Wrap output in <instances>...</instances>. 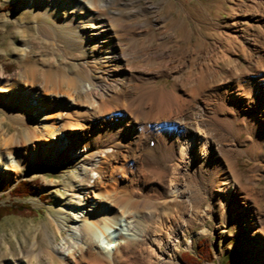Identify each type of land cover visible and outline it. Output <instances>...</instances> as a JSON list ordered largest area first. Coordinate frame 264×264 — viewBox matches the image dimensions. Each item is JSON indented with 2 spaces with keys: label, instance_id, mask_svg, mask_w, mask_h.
I'll return each instance as SVG.
<instances>
[{
  "label": "bare ground",
  "instance_id": "6f19581e",
  "mask_svg": "<svg viewBox=\"0 0 264 264\" xmlns=\"http://www.w3.org/2000/svg\"><path fill=\"white\" fill-rule=\"evenodd\" d=\"M61 1L26 3L48 18L57 17L64 6L67 18L83 25L81 45L92 47V64L99 72L94 83L84 66V83H76L77 91L72 84L84 103L63 99L74 112L56 115L63 134L49 152L55 157L63 150L59 144L70 149L89 174L82 198L75 196L78 215L67 238L44 255L50 264H127L128 259L133 264H171L178 243L186 238L185 247H192L193 235L203 234L193 232L195 225L205 224L213 213L236 231L245 224L247 261H264V187L259 188L264 177V0H234L225 9L223 26L215 28L218 38L174 50L168 45L188 44L197 36V26L205 30L199 23L207 10L204 3L160 0L154 6L152 0H112L120 8L111 11L101 0ZM219 3L216 19L224 10ZM164 6L167 14L159 18ZM177 8L184 15L180 19L172 14ZM151 10L157 17H148ZM163 56L166 62H152ZM158 78L172 79L170 89L155 85ZM206 92L210 97L201 99ZM165 99L169 108L163 111ZM79 119L87 122L86 129L76 126ZM156 128L163 130L165 145L149 153L147 148L159 146L156 138L147 139ZM102 132L125 144L123 149L93 144ZM249 153L253 164L241 168L238 160ZM107 155L120 157V167L133 161L138 165L132 194L99 187L96 173L110 167L103 160ZM14 158L11 151L0 155L5 162ZM207 199L212 201L202 208ZM25 259L26 264L40 261L37 253Z\"/></svg>",
  "mask_w": 264,
  "mask_h": 264
},
{
  "label": "rangeland",
  "instance_id": "374dc122",
  "mask_svg": "<svg viewBox=\"0 0 264 264\" xmlns=\"http://www.w3.org/2000/svg\"><path fill=\"white\" fill-rule=\"evenodd\" d=\"M159 1L152 0V3L157 6ZM169 1L174 2L175 0ZM233 1H220L224 10L220 12L219 19L214 17L215 5L219 1H186L188 6L197 3L205 4L207 10L202 18H199V23L205 25V30L197 26V36L191 37L188 44L178 41L176 45L169 44L168 47L171 50L180 46L193 48L196 43L203 44L213 37L218 38L215 28L223 26L227 20L225 9H229ZM248 1L245 0L246 4ZM26 2L27 0H0V155L11 151L15 157L13 162L0 160V181L7 187L6 190L0 191V206L26 204L32 211L10 213L0 219V264H11L12 262L26 264L25 257H35L36 253L40 258L39 264H50L49 259L44 255L47 249L52 251V248L63 241V238H67V229L71 225L72 218L78 215L74 212L77 203L75 196L81 195L82 198L83 192L86 191L84 189L85 179L89 174V167L84 165L85 171L82 170L81 159L74 157L70 149H64L59 144L58 148L63 150L55 157L49 150L51 151L63 134L56 121V115L74 112L70 108H65L63 101L75 99L76 101H73L76 103H84L82 95L75 94L73 89L77 91L84 83L82 73L86 72V68L92 76V81L97 82L99 69L95 67L97 65L92 64V47L81 45L84 38V27L67 18L69 14L64 6L59 4L61 6L59 15L55 18H48L36 10H31V6H28ZM61 2L66 3V0ZM100 2L109 5L111 11L120 8L112 0L105 2L101 0ZM177 13L175 11L172 13L175 19L184 16L179 8H177ZM155 14L151 10L148 17L153 19L157 16L159 18L166 16V7L160 9L157 16ZM202 19H205L204 23L200 21ZM251 30L259 31L256 27ZM85 60L89 62L87 66L84 65ZM161 60L166 62L164 56L152 62ZM54 64L58 66L55 67ZM71 78H74L73 80L77 78L76 82ZM53 80L56 82L52 83ZM78 81L80 86H78ZM172 81L170 78H158L155 85L169 90ZM209 97V93L206 92L201 99ZM168 103L169 99L161 101V110L168 109ZM82 114L84 117L85 114L80 112L81 116ZM78 124L77 127L87 128V122L84 119H79ZM155 130L157 132L148 135L147 139L156 138L159 146L155 151L147 148L149 153H157L165 145L163 130L161 128ZM76 132L80 130L77 128ZM233 137L234 134L230 138ZM244 137L245 135L241 134L239 139ZM133 138L130 137L129 141L132 142ZM92 142L93 144L101 143L115 151L122 150L125 145L119 144L115 137L105 132L93 137ZM138 149L140 147L136 148ZM250 157L249 153L238 160L241 168H248L253 164V158ZM103 160L108 162L110 167L100 164L105 168L102 172L96 173L100 180L99 187L102 185L111 194L112 191L114 193V191L121 192V190L129 191V195L132 194V191H135V174L140 172L136 162L133 161L129 166L120 167L119 164L122 162L120 157L113 159L107 155L103 157ZM122 169L124 170L121 171ZM6 176H9L8 182ZM180 178L179 181L182 180ZM22 181L35 184L36 193L21 199L10 194V190ZM262 187H264V177L259 183V188ZM208 201L212 199L203 201L201 207L205 208ZM202 230L203 234L193 235V238H196L192 247H185L186 238L178 243V252L174 255L171 264H185L183 262L185 253L200 258L201 264H232L236 258V255L232 254L234 252L244 254L241 264H264V261L258 257H254L253 261H247L248 252L244 245L248 236L242 231H249L245 224H241L239 231H236L229 224H225L222 219H217L213 213L209 215L205 224L195 225L193 232L199 233ZM127 264H133V261L128 259Z\"/></svg>",
  "mask_w": 264,
  "mask_h": 264
},
{
  "label": "trees",
  "instance_id": "16d2710c",
  "mask_svg": "<svg viewBox=\"0 0 264 264\" xmlns=\"http://www.w3.org/2000/svg\"><path fill=\"white\" fill-rule=\"evenodd\" d=\"M7 187L0 181V191L6 190ZM36 193L35 184L30 182L22 181L17 183L11 190L10 194L17 198H24L28 195H34ZM19 211H32L28 205L26 204H15L14 206H0V219L3 216H6L10 213H18ZM236 255V258L232 261V264H241V259L243 258L244 254L239 253H232ZM231 254V255H232ZM185 260L183 261L185 264H201V259L196 258L195 256L185 253ZM230 255V256H231Z\"/></svg>",
  "mask_w": 264,
  "mask_h": 264
}]
</instances>
